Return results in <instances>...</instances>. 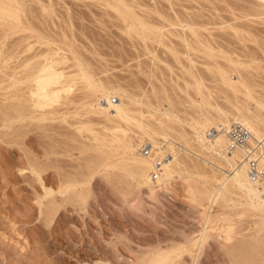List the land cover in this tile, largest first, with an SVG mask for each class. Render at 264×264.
<instances>
[{"label":"rangeland","instance_id":"obj_1","mask_svg":"<svg viewBox=\"0 0 264 264\" xmlns=\"http://www.w3.org/2000/svg\"><path fill=\"white\" fill-rule=\"evenodd\" d=\"M113 1L117 4L123 2L121 5H126L125 7L123 5L125 10L128 7V10L131 13H136L135 15L140 17V20L144 17L143 19L147 22L142 20L146 24L150 23L149 26L162 29L163 41L157 43L151 36L149 39L141 38L142 30L139 27L138 30L141 31L137 29V31H132L131 23L121 19L120 16L117 17L115 11L118 5H113L116 3L112 0H36V2L35 0H17L20 4L18 5L20 15H22L19 21L24 22V24L21 22L20 24L27 25V21L31 20L35 27L38 26L36 28H42L45 33H50L56 38L59 33H61L60 36L63 35V30L69 36L76 34L75 36L79 37L75 43L79 50L81 49V52L90 59V62L91 59L93 60L90 63L91 66L95 64L97 66L101 61V63H105L102 68L106 64V67L109 68H103L108 71L105 74L101 68L100 71L98 66H93L97 68L93 69L96 72H94L96 81L98 78L111 80L116 87L108 92V94L110 92L112 94L106 95L111 101L110 104L106 102L105 94H101V97L96 98L98 100L95 102H92L91 99L87 101L86 98V105L78 108L76 105L80 106L78 102L73 103L76 107L66 105L70 114L66 111V107H59L67 112L68 121L75 118L73 121L76 120V123L78 119L84 120L87 116L91 123L87 119L82 122L90 123L91 129L94 126V131H83V135L82 132L81 134L77 133L71 125L66 127L69 132L74 130L73 132L80 138L71 132L69 136H75L76 138H72L75 141H71L70 137L66 138L68 140L65 142L68 144L70 139L71 144H68V148L63 146L64 149L70 148V151L65 150L64 156H58L64 160L67 159L65 162L73 165L65 164L67 168L64 167L65 173L69 171V175L73 174V178L79 177L77 180H87H84L81 186L83 194L86 193L84 194L86 201L83 205H79L76 200H73L72 190L59 195L57 188L51 187L53 193L51 192L50 196L46 195L33 175L29 177V175H22L18 172V169L24 168V164H18L20 158L18 159L14 154H10L11 156L9 155L10 157L5 158L2 165L0 164V264H150L153 258L158 255L162 256L164 252L163 255L174 252L175 249H184L185 251H179L177 254L178 250H175L177 255L170 253L174 259L170 264H241L230 257L226 252L227 247L230 245L229 248H231L234 243L237 244L242 240L246 241V239L257 238L261 241L264 236V218L260 219L244 213L247 210L248 197L233 185L230 186L229 193L223 192L224 199L211 205L210 198L214 196L213 192L215 194L219 191L223 178L232 173L226 165L224 156L216 150L209 149L210 142L219 131L216 127L220 125L211 123L223 119L221 113L227 111L226 116L228 119L231 118L228 122L229 125L231 121H234L232 113H235V108L239 106V108H249L254 113L261 108L260 104L257 105L255 101L264 102V4L258 3L256 0ZM29 9L31 10L29 11ZM31 11L33 18L27 15ZM191 26L194 30L196 29L197 35L194 40L197 41V46L195 45L197 49L190 52L188 57L185 55L188 51L186 46L184 43L182 44L181 38L178 39L175 35L182 32V28ZM170 33H174L173 36ZM187 34L189 33L187 32ZM21 35L8 37L5 48L13 47ZM59 45L62 46V44ZM56 46L57 44H55ZM35 47L36 50L47 49L45 45L36 44ZM50 47L55 48L54 44H50ZM172 47L177 55H173L170 51ZM88 50L92 53L96 51V56L90 55ZM60 53L63 55L65 53L69 57L71 55L66 50ZM60 55L53 56L60 57ZM17 60L18 58H13L8 63L3 62L6 64H2L3 72H0V77L3 78V73L12 74L17 62L19 63ZM69 63L70 60L66 65L64 64V67ZM72 68H65L66 74H70L73 71ZM97 71L102 73L96 75ZM103 74L105 75L103 76ZM243 81L250 83L249 93L253 100L249 96L247 97L245 88L241 87L240 83ZM225 83H231L238 88L237 91L233 92L231 90L233 86L229 87L227 86L229 84ZM76 86L73 87V90H77ZM78 93L80 90L74 94L78 95ZM72 95L71 98H73ZM75 97L78 96L74 95ZM90 103L91 108H89ZM72 106L76 111H73ZM83 109H92V113L86 114L87 111H85L86 116L83 114V118L82 116L79 118L77 112L82 114ZM119 111L129 115L133 121L131 123L136 128L130 127L133 126L131 123L126 126V123L119 120ZM133 119L137 123H134ZM207 119L211 120V123ZM92 121L93 123L95 121L96 124L94 125ZM138 121H141L142 125ZM115 122L117 124L121 122L120 125L123 126L121 129H126L123 130V134H121L122 130L115 133L105 130V128H111L113 124L114 127L117 126ZM167 125L171 129L169 127L166 129ZM139 126L151 128V131L154 129L153 134L151 131L149 133L147 129L146 133L149 134L144 137L145 134H141L144 132L140 131L142 127ZM163 126L165 131L168 130L167 133L164 131L165 135L161 132L164 130ZM160 128H162L161 131ZM97 131L98 135L99 133L102 135H97L100 140L105 134L103 138L106 141L119 139V143L113 140L110 141L114 142L113 144L104 142V139L102 142L105 146H101L104 144L93 140L94 137L91 136L92 133L97 134ZM155 131L157 133H154ZM203 132L204 137L201 134ZM154 134H157V137ZM8 138L6 139L8 140ZM182 138L183 140H181ZM99 142L100 144H98ZM153 142L157 144L154 146ZM185 143L189 145L186 146ZM0 144L3 147L6 146V149L12 147L11 151L18 148L16 144L11 146L12 143ZM125 144L130 146L129 150L125 149L127 147ZM144 145H147V154L142 149ZM124 146L126 147L123 148ZM74 147H80L79 151ZM70 153L71 155H69ZM226 153L229 154L228 151ZM102 156L105 157V161L101 159ZM132 158H135L134 160L137 162L135 163ZM158 159L162 161V165L157 179L164 180L157 187L159 190L154 187L157 180H152L151 176L149 179L152 185L150 184L151 189H149V185H142V182L127 175L126 170L123 169L125 166L114 169L102 167L104 163H114L113 165L117 164V166L118 164H127L131 167L134 163L152 162V160L155 163ZM151 166L154 167V164ZM185 166L191 168L190 171L193 174L196 173L195 176L187 175ZM163 168L164 171L172 172L171 177H161L163 173H167L163 171ZM49 171L54 172L53 169ZM197 172L200 173L197 174ZM122 177L126 181L125 183L121 181ZM32 179L37 184H33ZM164 182L166 187L162 184ZM153 187L158 191L156 189L157 192L152 191ZM188 187L195 190L207 189L206 192L209 190V199L203 195L202 200L199 201L200 204L190 201L187 193ZM123 188L128 190L126 198H123ZM253 203L256 204V201L254 200ZM208 218L211 220H209L211 222L209 225L206 223ZM227 218L230 220L229 224L232 229L236 232L235 238L228 242L222 233L224 226L225 228L228 226L225 221ZM203 229L207 230L204 233L205 239L203 238L201 241ZM235 239L240 240L237 242ZM194 244L197 245L193 247ZM154 251L159 252L155 254ZM180 252L182 253L179 254ZM149 253L151 254L149 255ZM262 253L264 254V252ZM176 257L177 260H175ZM258 258L261 260V256Z\"/></svg>","mask_w":264,"mask_h":264},{"label":"bare ground","instance_id":"obj_2","mask_svg":"<svg viewBox=\"0 0 264 264\" xmlns=\"http://www.w3.org/2000/svg\"><path fill=\"white\" fill-rule=\"evenodd\" d=\"M106 1H108V0H106ZM256 1H258V3L261 2L262 4H264V0H256ZM35 2H36V0H35ZM112 2H115V1L112 0ZM122 3H120V4H117V3L116 4H113V5H116V6L118 5L117 7L116 6H113L114 8L115 7L117 8L116 11L115 10L114 11L118 15L117 17L120 16L121 19L123 18L129 24L131 23L130 25H131V30L132 31H137L138 30V27H139L142 30V36H141V38H143V39H146V38L149 39L150 36H151V38L153 40L157 41V43L160 42V41H163L162 40V37H164V36H163V33H161V32H163L162 29L154 28L152 26H149L150 23L149 24L148 23L146 24L147 21L145 19H143L144 17L142 19L145 20L146 22H144L142 19L140 20L139 19L140 17H138L137 15H135L136 13L135 14L133 12L131 13V11L128 10V7H126L127 9L125 10L124 7L126 5L123 4L124 5V7H123V5H121ZM18 5H20V4L17 2V0H0V72H3V70H2L3 69V66H2L3 62L8 63V61L10 59H13V58L14 59H17L18 58V60H19V63L17 62L18 60L16 61L17 62V66L13 69L16 72L15 71H12V74H10V75H8L9 73L8 74L3 73L4 76L7 79L4 76H3V78H2V76L0 77L1 78V80H0V143H5L6 145L12 143L11 146H13V144H16V146L18 145L17 146L18 148H15L14 151H11L12 150V147H8L7 146L9 149H6L5 148L6 146L3 147V145L0 144V164L2 162H4V159L7 158L10 154H14L15 157H17L18 159L20 158V160H18L19 161L18 164H21V165L24 164V168L18 169L19 170L18 172L22 173V175H29V177H31V175H33L36 178L35 181L40 184V187L42 188L43 191H45L46 195H49L50 196V193L51 192L53 193V191H52L53 189L51 187H56L57 188V193H59V195H61L62 193H65L66 191L69 192V191L72 190L71 191L72 194L74 193V195H73V198L74 199L73 200L74 201L76 200V202H78L79 205H83L85 203V201H86L85 200L86 198L84 196V194H86V193L83 194V191L81 189V186H82V184H83V182H84L85 179L83 181L82 180H77V178L79 179V177L73 178V176H72L73 174L72 175H69L70 174L69 171H67L68 174L65 173L64 170L66 171V169H67L65 167V164H70V163H66L67 162L66 161L67 159L64 160L63 158H59V157H61L62 155L63 156L65 155V150L70 151L69 150L70 148L67 149L68 148L67 147L68 144H71L70 143V139H69V143L68 144L65 141H67L68 139H66V138H69V137L71 138V141L73 140L72 138H76L75 136H69V134H71V132L73 134L74 133L73 131L75 130L77 133H80V134L82 132V135H83V131H86V132H88V131L89 132L94 131V129H93L94 126L92 128L93 130L91 129V127H92V125H90V123H91L90 121L91 120L87 119V116H86V114L88 112L89 113L90 112L92 113V111H91L92 109L91 110H85V109H83L84 112L82 114H81V112H77V114L78 113L81 114V115L78 114L79 118H81L80 116H82L85 113V111H87L86 114H84V115L86 116L85 118L87 120H89L90 123H88V122H82V121H85L86 119H84V120L83 119L82 120L81 119H78L77 122L75 123L76 120L73 121L75 118H73V120H71V121L69 120L70 122L67 120V112H68V114H70V112L67 110V106L66 105H70L71 106V105H73V103L78 102L80 104V106L78 104H76L77 105V108H78V107H81V106L86 105V102L87 101H90V99L92 100V102H95L96 98H98L99 96L101 97V94H105V96H106L108 94V92L110 90H114L116 86L113 85V83L111 82V80L110 81L109 80H105V79L101 80L102 78L99 79L97 77L98 80L96 81V79L94 78V72L95 71L93 69L96 70L97 68H94L93 66H95V67L98 66V69L100 70V68H101L102 69V72L104 71L105 74H106V72L108 73V71L105 70L107 68L106 67L107 64H106V66L104 65V67H106L104 70H103L104 67L102 68V65L105 64V63H101V61L97 64V66H96V64L93 65V66H91L90 63L93 62V60L91 59V62H90V59L85 54H83L81 52V49L79 50L78 45L76 44L77 43L76 41L78 40L77 38L79 36L78 37L75 36L76 34L75 35L70 34V36H69L68 34H66L64 32L65 30H63V28H62L63 35L60 36L61 33H59L58 34L59 36L57 35L58 38H56L54 35H52L50 33L49 34L48 33H45V30H42V28L41 29L36 28L38 26L35 27V24L31 20H28L29 22L26 20L27 21V25H22V24H24V22H21L22 20L19 21L20 20V17L22 15H20L19 8H18L19 6ZM119 5H121L122 7L119 6ZM30 10L31 9H29V11ZM110 10L112 11V9H110ZM50 11H52V10H50ZM31 14H32V11L30 12V14L27 13V15H30V16H31ZM159 14H161V13H159ZM31 17L33 18V16H31ZM115 17H116V15H115ZM32 18H30V19H32ZM137 18H138L139 21L137 20ZM46 19H48V18H46ZM117 19H119V18H117ZM64 20H65V18H64ZM20 22L22 24H20ZM134 22H135V24H134ZM151 23H152V21H151ZM129 24H128V26H129ZM151 25H153V24H151ZM195 30L192 28V26L191 27H186V28H182V30H181L182 32H180L179 34H176L175 35V36L178 37V39L180 37L181 40H182V44L184 43V45L186 46L185 48L188 51L186 53V50H185V53L186 54L185 53L184 54L186 56H188V57L190 56V52L195 51V48H196L195 45L197 46V41L194 40V38H196V35H197L196 32H195ZM187 32L190 35L187 34ZM18 34H20V35L21 34H24V35L23 36L21 35L18 38V42L16 44H14V46L12 45L13 47H7V49H6L5 48V45H6V41H7L8 37H10L11 35H18ZM170 34H171V36H173L172 34H174V33H170ZM190 36H192V37H190ZM164 40H166V39H164ZM79 41H80V39H79ZM7 43L9 45V41ZM36 44L43 45V46L45 45V47H47V49H44V50H36L35 49L36 48L35 47ZM50 44H54V47H55V44H57V46L55 48H53V47H50ZM59 44H62V46H60ZM10 46H11V44H10ZM59 50H61L63 52L66 50L68 53L70 52L71 53L70 57H69V55L66 56L65 53H64V55H63V53L61 54L60 53L61 51L59 52ZM170 51L173 53V55H177V53H174L175 51L173 50V47H172V49ZM89 52H90V55H93V57L96 56V51L95 52L93 51V53H92V51H89ZM58 54L59 55L61 54L60 57L53 56V55H58ZM206 54H208V53H206ZM97 57H98V55H97ZM100 59H102V58H100ZM69 60H70V63L69 64H71V65L68 66L69 65L68 64L67 65L68 67L67 66L64 67V64L66 65V63ZM176 60H177V58L175 59V61ZM100 63H101V66L99 65ZM5 64H3V65H5ZM69 67L70 68L73 67L72 68L73 71L71 72L72 74L70 72H69L70 74H66V72H65V68L68 69ZM107 69H109V68H107ZM69 70L71 71V69H69ZM100 71H99V73H100ZM67 73H68V71H67ZM97 73H98V71H97ZM99 73L96 74V75H100L101 74V73L100 74ZM105 74H103V76ZM103 78H105V77H103ZM225 80H223V81L225 82ZM225 84H229V85H227L229 87L232 85L231 83H225ZM240 84L242 85L241 87H243V89L245 88V90H246L245 92H246L247 97L249 96V98L251 100H253V98L251 97V94L249 93L250 92L249 88L251 87L249 85L250 83L247 82V81H243ZM75 85H77L75 87L77 90H73V87ZM237 89H238L237 87L233 86L231 90H233V92H236ZM78 90H80V93H78V95L77 94H74V93H77ZM81 91H82V93H81ZM71 92H74V93H71ZM69 94H71V95L73 94L72 95L73 98H71L70 97L71 95L69 96ZM109 94H112V93L110 92ZM74 95L75 96H78V97H75L74 98ZM107 96H106V99L105 100H106V102H108L110 104L111 101H110L109 97H107ZM141 96H142V94H141ZM88 97H90V98H88ZM86 98L88 99L87 101H86ZM139 98H140V96H139ZM254 101H255V99H254ZM70 103H72V104H70ZM255 103L257 105L260 104L259 106L261 108L258 106L260 108L258 112H254L253 113L252 111H250L249 108H245V107L239 108L240 107L239 106L238 108H235L236 109V111H235L236 114L235 113L234 114L232 113V115H233L232 116V118H233L232 120H234V121H231L230 123L237 121L243 127L247 128V130L250 132V138L248 139V141H246V143H244L242 145H238L235 148H230V143H232V141H231V136H229L228 133H227V129H228V126L230 125V123L228 125V122L230 121L229 119H231V118L228 119V117L226 116L228 114L227 111H226V113H223V112L221 113L223 115L222 116L223 119L222 118L219 119V120L217 119L218 122L214 121L215 123H213V121H212V123H211V120L207 119V121L210 122L212 125L217 124V123L220 124V125L217 124L218 126L216 125L217 126L216 128L219 131H218V134H215V137L210 142V146L211 147L209 149L216 150V151H218L219 154L221 153L224 156V159L226 161L227 167H229L230 170L232 171V173H230L229 175L225 176V178H223V182L221 183L220 190L217 191L215 194L212 191L214 196H212L210 198L211 199V202L210 201L209 202L212 205L214 203H217V201H219L221 199H224L225 198V195H223V194L225 192H228L229 193V190H231V187L230 186L233 185V186L238 187L239 190H242L243 193L248 197V201L245 200V201H247V204H246L247 210L244 213H247L248 215H251V216H256V217H258V218L261 219V218H264V199H262V197L264 196V175L261 176L258 179L252 180L251 179V174L249 173V159H256L257 166L264 169V102L261 103L260 101L256 100ZM90 105H91V103L89 104V106ZM230 105H232V104H230ZM73 106H75V105H73ZM133 106H134V104H133ZM59 107H62V108L63 107L64 108L66 107L65 109H66L67 112L65 111V109L63 111V109H61ZM117 107H116V109H117ZM68 108H70V107L68 106ZM89 108H91V106ZM233 108H234V106H233ZM73 109H74V107H73ZM120 109L121 108H119V110ZM73 111H76V110L74 109ZM73 111H71V112H73ZM127 111H128V109H127ZM124 112H126V111H124ZM94 113H96V112H94ZM75 114H74V116L77 117V115H75ZM118 114H119L118 119L121 120L122 122L126 123V126H129V124L132 121V118H130V116L127 115L126 113H122V112L120 113V111H119ZM130 114H131V112H130ZM131 117H132V115H131ZM133 117H134V115H133ZM82 118H83V116H82ZM94 119H95V117H94ZM118 119H117V121H118ZM133 120H134V123H137V121L135 122V119H133ZM138 120H139V118H138ZM141 120H143V119H141ZM140 122L138 121V123H140ZM162 122H163V120H162ZM208 122H207V124L209 125ZM92 123H93V121H92ZM120 123L118 122L119 125L116 123L117 126H115V127H114V124H113V126H112L113 128L112 127L111 128H105V130L111 131L113 133L122 130L121 134H123L126 129H121V127H123V126H121ZM146 123H147V121H146ZM93 124L94 125L96 124L95 121H94ZM167 124H168V122H167ZM70 125L73 126V129H74L71 132H69L67 130V128ZM101 125H103V124L101 123ZM169 125H167V127H165V128L166 129H169L170 128ZM209 126H211V125H209ZM130 127H135L136 128L135 125L130 126ZM139 127L141 128L142 126H139ZM155 128H157V127L155 126ZM162 128L164 130H162ZM162 128H160V131L162 130L161 132L163 133V135H165L164 134V131H165L164 126ZM142 129H143V131H142ZM147 129L148 128H145L143 126L141 128V130H140L141 132H144V133H141V134H145V135H143L144 137L145 136H148V134L151 131L150 130L151 128H150V129H148L149 130V133H146V132H148V131H146ZM217 129H216V131H217ZM153 130L154 129H152V131ZM152 131H151V133H152ZM156 131L154 133H157V132L160 133V131H157V132ZM166 131L168 132V130H166ZM166 131H165V133H167ZM74 134L77 135L76 133H74ZM100 134L101 133H99V135ZM152 134H150V135H152ZM201 134L203 135L204 132L201 133ZM97 135H98V131H97V134L96 133H92L91 134V136L94 137L93 140H96L97 142L100 141L101 144H102L103 143L102 141L105 139V138H103L105 136V134H104V136L102 137L101 140L97 137ZM107 135H109V134H107ZM161 135L162 134H160V136ZM167 135H169V134H167ZM100 136H102V135H100ZM180 136L182 137V135H180ZM8 137H10V138H8ZM78 137H79V135H77V138ZM202 137H204V135ZM6 138H8V140ZM150 138H148V139H150ZM183 138L181 140H183ZM112 140L113 139H111L110 141H112ZM184 140H185V138H184ZM73 141H75V140H73ZM105 141H106V139L104 140V142ZM113 141H115V139ZM118 141H119V139L117 141H115V142H118ZM124 141H126V140H124ZM100 142L98 144H100ZM106 142H108V141H106ZM110 143L113 144L114 142H110ZM186 143H188V142H186ZM64 144H66V145H64ZM121 144H124V143H121ZM156 144L154 143V146ZM125 145L127 146V144H125ZM188 145L189 144H186V146H188ZM255 145L257 146L255 148V150H253L250 155L246 156V152H248V148L250 149V148H252V146H255ZM63 146L64 147H67V148L64 149ZM101 146L104 147L105 144L104 145H101ZM126 146H124L123 148H125ZM69 147H72V146H69ZM76 147H78V146H76ZM76 147H74V148L77 149V150L80 149V147L79 148H76ZM100 147H98V148H100ZM63 149H64V151H63ZM125 149L126 150L127 149L129 150L130 149V146H127ZM71 150H73V149H71ZM126 150H124V151H126ZM226 151H228L229 154L226 153ZM69 155H71V153ZM64 158H66V157H64ZM77 159H76V161H77ZM101 159L102 160L104 159V161L106 160L105 157L103 158V156H102ZM134 159L132 158L133 161H135ZM149 161H151V160L149 159ZM5 162H7V161H5ZM9 162H10V160H9ZM136 162L137 161H135V163ZM108 164H105L104 163L102 167H107L109 169H112V168L114 169V168H123V166H125L123 169L126 170L127 175H129L130 177H132L136 181L142 182L143 184L140 183L142 185L147 184V185H149L148 187H150V184L152 185V183H150V179L149 178H150V173H151L152 169L154 168V167L151 166V164H154L155 165V163H153V160H152V162H147V161L146 162H142L141 161L138 164H135V165L133 164L131 167L130 166H127V164H125V165H121V164L119 165L118 164V166H117V164H115L116 166L113 165L114 163L113 164H109V165ZM71 166H73V165H71ZM77 166H79V165H77ZM196 166H197V164H196ZM166 167L169 168V166H166ZM197 167H199V166H197ZM185 168H186L185 170L187 171V172L185 171L187 173V175H189V176H193L194 175L195 176L196 173L194 172L195 174H193L190 171L191 168H188L186 166H185ZM200 168L202 169V167H200ZM50 169H53L54 172L49 171ZM74 170H73V172H74ZM165 170H166V168H165ZM163 171H164V168H163ZM168 171H164V172H167V173L166 174L163 173V175L161 177H164V178H169V176L171 177L172 172H168ZM198 173H200V172H197V174ZM164 174L166 175V177L164 176ZM78 175L80 176L81 174L79 173ZM24 178H25V176H24ZM80 178H84V177H80ZM132 178H130V179H132ZM198 178H200L199 175H198ZM156 180H157V182H156V184H154V187L157 188L158 186H160L161 182L164 181V180H162V178H160L159 180L158 179H156ZM188 180H189V178H188ZM33 181L34 180L32 179L31 182H33ZM85 181H87V180H85ZM121 181L124 182V183L126 182L125 180H123V177H122V180ZM34 182H33V184H37V183H34ZM127 182H129V181H127ZM28 183H30V182H28ZM30 184H32V183H30ZM53 184H55V185H53ZM162 184H163V186H165V182L162 183ZM32 186H34V185H32ZM88 186H89V184H88ZM137 187H140V186H137ZM154 187H153V189H154ZM190 187H192V186H190ZM190 187H188V192H187L189 194L188 195L189 196L188 199L190 201H192V202L193 201L194 202L196 201V203H197L200 200H202V196L203 195L207 196L208 199H209V195H210L209 194V192H210L209 190H208V192H206L207 189L206 190L205 189H203V190L202 189L201 190H199V189L197 190L196 189L195 190L194 188H190ZM117 188H119V187H117ZM167 188H169V187L167 186ZM204 188H206V187H204ZM149 189H151V187ZM153 189H152V191H156L158 188L156 190L155 189L153 190ZM165 190H167V189H165ZM150 192H151V190H150ZM122 194L124 195L123 198H126L125 196L128 195V190H124V188H123ZM154 195H156V194L154 193ZM241 195H242V193H241ZM254 200L256 201V204L253 203ZM201 202H203V201H201ZM199 204H200V202H199ZM79 209H80V206H79ZM82 210H83V208H82ZM87 215H89V214H87ZM208 216H209V214H208ZM223 219H225V218H223ZM209 220H210L209 218H208V220L206 219V221H208V222H206L208 225H209V223H211V222H209ZM225 221L228 223V226L226 228L224 226L225 229L224 228L222 229V233H224L225 239L227 238L226 240L228 242V241H232L233 240L232 238H235L234 237V234L236 232H234V230L232 229L231 224H229V222H230L229 218H227V220H225ZM207 224H205V225L207 226ZM260 226H261V224H260ZM208 227H210V226H208ZM208 227H207V229H208ZM207 229H205V230L203 229V233H202L203 235H201V237H200L201 238V241L203 240V238L205 239V237H204L205 234L204 233L206 232ZM260 229H259V231H260ZM223 230H225V231H223ZM261 239H262L261 241L258 240L257 238L254 239V240H252V239L251 240H249V239L247 240L246 239V241L242 240L240 242H238V240H240V239H238V240L235 239V240H237L238 243L237 242H236L237 244L234 243L235 246L232 245L233 247H231V248H229V246H230L229 245L227 247L226 252L230 255V257L236 259L241 264H264V254L262 253V252H264V236ZM193 243L194 242L192 241V244ZM188 244H189V242H188ZM230 244H232V243H230ZM195 245H197V244H194L193 247H195ZM198 245H200V244H198ZM171 248H173V247H171ZM186 248H188V247H186ZM155 249L157 250V248H155ZM179 249H180V247H179ZM175 250H174V252L167 253L169 255H167V254L166 255H163L165 253L164 252L162 254V256H159L158 255V257H155L154 254H153V256L155 258L152 259V262L150 261L151 262L150 264H170L171 261L173 263V260L174 259H172L173 257H172V255L170 253H175ZM170 251H172V250H170ZM179 251H183L184 252L185 250L184 249H180V250L177 251V254H178ZM154 253L157 254L155 251H154ZM181 253L182 252H180L179 254H181ZM150 254L151 253H149V255ZM258 256H261V260H259ZM149 257L152 258V256H149ZM138 259H140V258H138ZM175 260H177V257H176ZM140 261L143 262L142 260H140ZM137 263H138V261H137ZM139 264H142V263H139Z\"/></svg>","mask_w":264,"mask_h":264},{"label":"built area","instance_id":"obj_3","mask_svg":"<svg viewBox=\"0 0 264 264\" xmlns=\"http://www.w3.org/2000/svg\"><path fill=\"white\" fill-rule=\"evenodd\" d=\"M227 133L229 136H231L232 143H230V148H235L238 145H242L246 143V141H248V139L250 138V132L247 130V128L243 127L237 121L230 123L227 129ZM256 147L257 146L255 145L252 146V148L250 149L248 148V152H246V156L250 155L252 151L255 150ZM142 149L145 154L148 153L147 145H144ZM161 165H162V161L159 159L156 160L154 169L151 171L150 174L152 180L155 181L159 176ZM249 173L251 174L252 180L258 179L264 175V169L257 166L256 159H249Z\"/></svg>","mask_w":264,"mask_h":264}]
</instances>
